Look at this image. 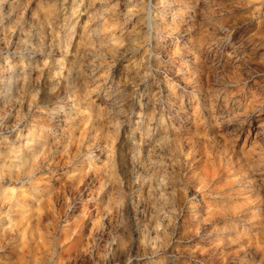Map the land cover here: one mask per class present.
I'll return each instance as SVG.
<instances>
[{"label":"clouds","instance_id":"1","mask_svg":"<svg viewBox=\"0 0 264 264\" xmlns=\"http://www.w3.org/2000/svg\"><path fill=\"white\" fill-rule=\"evenodd\" d=\"M0 264H264V0H0Z\"/></svg>","mask_w":264,"mask_h":264}]
</instances>
